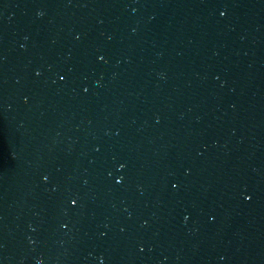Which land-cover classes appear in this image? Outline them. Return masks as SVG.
<instances>
[{"label": "water", "instance_id": "95a60500", "mask_svg": "<svg viewBox=\"0 0 264 264\" xmlns=\"http://www.w3.org/2000/svg\"><path fill=\"white\" fill-rule=\"evenodd\" d=\"M0 264H264V0H0Z\"/></svg>", "mask_w": 264, "mask_h": 264}]
</instances>
